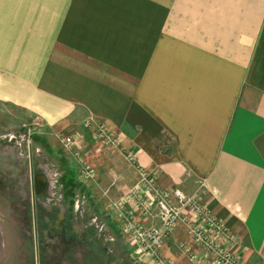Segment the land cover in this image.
<instances>
[{
	"label": "crops",
	"instance_id": "0c3cea01",
	"mask_svg": "<svg viewBox=\"0 0 264 264\" xmlns=\"http://www.w3.org/2000/svg\"><path fill=\"white\" fill-rule=\"evenodd\" d=\"M98 123L117 145L95 136ZM5 124L39 130L45 148L72 139L93 169L74 189L107 248L134 250L114 206L137 178L131 151L157 186L195 193L245 264H264V0H0ZM69 166L78 174L63 149ZM161 252L215 264L181 225Z\"/></svg>",
	"mask_w": 264,
	"mask_h": 264
},
{
	"label": "rangeland",
	"instance_id": "374dc122",
	"mask_svg": "<svg viewBox=\"0 0 264 264\" xmlns=\"http://www.w3.org/2000/svg\"><path fill=\"white\" fill-rule=\"evenodd\" d=\"M27 129L0 125V264H143L97 235L74 189L92 177L63 174L61 137L45 148Z\"/></svg>",
	"mask_w": 264,
	"mask_h": 264
},
{
	"label": "built area",
	"instance_id": "2783aa9c",
	"mask_svg": "<svg viewBox=\"0 0 264 264\" xmlns=\"http://www.w3.org/2000/svg\"><path fill=\"white\" fill-rule=\"evenodd\" d=\"M94 134L105 145L115 146L118 143L117 137L107 132L101 123L95 125ZM61 141L63 149L74 158L83 176L90 178L93 169L84 162L72 139L65 136ZM124 158L134 166L137 178L114 206L122 220V231L132 242L138 259L147 264H173L162 255L161 248L164 241L181 225L192 244L215 264H245L238 255L230 251L236 242L235 235L209 213L195 193L188 194L179 188L163 189L157 186L151 173L136 164L131 151H126ZM125 201L139 215L155 218L157 223L145 225L136 220L131 211L121 209ZM177 248L187 259L195 257L189 246L178 243Z\"/></svg>",
	"mask_w": 264,
	"mask_h": 264
}]
</instances>
